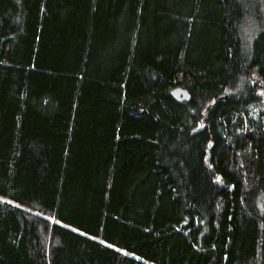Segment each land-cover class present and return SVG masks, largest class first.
Listing matches in <instances>:
<instances>
[{
  "label": "trees",
  "instance_id": "16d2710c",
  "mask_svg": "<svg viewBox=\"0 0 264 264\" xmlns=\"http://www.w3.org/2000/svg\"><path fill=\"white\" fill-rule=\"evenodd\" d=\"M0 264H264V0H0Z\"/></svg>",
  "mask_w": 264,
  "mask_h": 264
},
{
  "label": "rangeland",
  "instance_id": "374dc122",
  "mask_svg": "<svg viewBox=\"0 0 264 264\" xmlns=\"http://www.w3.org/2000/svg\"><path fill=\"white\" fill-rule=\"evenodd\" d=\"M255 28H256V25L254 21L250 18L246 19L242 32H243V38H244V41L247 47H249L250 43H252L251 41L255 37Z\"/></svg>",
  "mask_w": 264,
  "mask_h": 264
},
{
  "label": "water",
  "instance_id": "95a60500",
  "mask_svg": "<svg viewBox=\"0 0 264 264\" xmlns=\"http://www.w3.org/2000/svg\"><path fill=\"white\" fill-rule=\"evenodd\" d=\"M172 94L179 101H189L191 99L189 90L181 86L174 88Z\"/></svg>",
  "mask_w": 264,
  "mask_h": 264
}]
</instances>
